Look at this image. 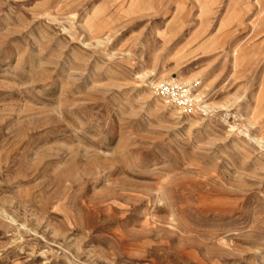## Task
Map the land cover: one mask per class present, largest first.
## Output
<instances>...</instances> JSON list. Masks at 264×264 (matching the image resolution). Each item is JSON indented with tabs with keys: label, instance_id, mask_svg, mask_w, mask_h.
Listing matches in <instances>:
<instances>
[{
	"label": "rangeland",
	"instance_id": "1",
	"mask_svg": "<svg viewBox=\"0 0 264 264\" xmlns=\"http://www.w3.org/2000/svg\"><path fill=\"white\" fill-rule=\"evenodd\" d=\"M0 264H264V0H0Z\"/></svg>",
	"mask_w": 264,
	"mask_h": 264
}]
</instances>
